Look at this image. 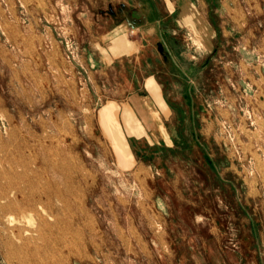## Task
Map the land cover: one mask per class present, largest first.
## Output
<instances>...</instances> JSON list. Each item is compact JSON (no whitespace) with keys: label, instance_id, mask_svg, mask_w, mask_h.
I'll list each match as a JSON object with an SVG mask.
<instances>
[{"label":"rangeland","instance_id":"374dc122","mask_svg":"<svg viewBox=\"0 0 264 264\" xmlns=\"http://www.w3.org/2000/svg\"><path fill=\"white\" fill-rule=\"evenodd\" d=\"M73 1L0 0V194L20 205L28 193L18 162L44 157L58 164L69 198L56 223L48 207L27 218L0 212V264H264V0H188L193 11L250 14L252 24L235 33L249 34L248 43L232 39L206 54L202 87L181 80L199 72L189 65L203 54L194 36L163 31L169 50L144 53L146 71L156 67L158 82L175 84L164 98L174 101L181 84L178 94L207 109L218 140L198 134L197 118L160 114L164 127H129L142 135L129 145L111 120L117 100L144 95L142 73L125 58L110 62L112 54L103 62V50L88 45L101 32L89 33L91 16L81 13L141 11L140 3L181 11L184 0H77L79 11ZM149 147L159 168H149Z\"/></svg>","mask_w":264,"mask_h":264},{"label":"crops","instance_id":"0c3cea01","mask_svg":"<svg viewBox=\"0 0 264 264\" xmlns=\"http://www.w3.org/2000/svg\"><path fill=\"white\" fill-rule=\"evenodd\" d=\"M74 1L72 6L75 5V8H77L75 11H79L78 1ZM178 3L180 6L183 5V7H180L181 11H154L153 9L155 8L153 6L149 7L151 9L149 10L143 3H140L138 6L141 11H98L99 15H102V17L93 16L92 11H84L81 13L82 15L87 13V15L91 16V18L89 17L84 22L88 27L89 33L91 31L94 33L96 31L101 32L99 36H93L92 40L94 43L91 45L89 43L88 45L92 48L100 47L103 50V62H109L107 57H110V54H112L110 62H114L115 60L119 61L120 59L125 58L129 64L132 63L134 65L133 68L136 67V63L138 70L142 73L141 79L143 82L141 87L142 89L144 88V95L138 99L134 98L133 100L132 98L134 95L130 92L128 98L125 100H117V102H119L117 103L119 118L114 120L109 118L111 122H119V127L122 128L126 134L127 138L125 139V143L127 145H129V141L130 143L135 142V140L142 137V135L127 132L129 127H164V124L160 119V114L166 115L164 116L165 120L170 116L175 123L185 121L187 118H189V120H192V118L196 120L197 118L198 123L201 125H198V134L205 137L213 136L212 131L214 121L208 120L205 116V112L207 111L205 107L193 104L192 93L190 95L191 97H188V99L185 97V93L184 97H182V95L177 92L182 86L179 84L175 90H171V95L175 98L174 101L168 98L169 93L166 94V92V97L164 98V88L168 86L172 88L175 84L169 81L167 83L165 81L158 82L157 79L159 76L155 75L157 72L156 67L151 71H146V66H149L144 54L146 51L156 48L157 55L160 56L161 52L159 49L162 48L169 50L171 47L161 41L163 40V37L159 38L161 32L165 31L170 39H175L176 31L183 30L189 35V38H193L192 36H194V40H198L199 42L200 47H198V50L203 53L200 55V61H195L196 58H194L193 55L189 57L190 67L193 65V67L199 69V72L194 77L187 72L183 73L181 80L182 84L186 87H195V84L202 87L205 84L206 75L208 73V56H206L208 52L215 51L216 49V51L222 53L225 44L230 43L231 48L232 39L239 41L242 40L243 43H248L250 39L249 34L245 38L243 37L244 34H238L235 36V33L250 32L252 25H250V14L245 13L243 19L239 20V14H241L239 11H207L206 9L204 11L203 8V11H193L194 5L190 1L188 2V0H184L183 3H180L179 1ZM221 5L224 6V2H222ZM120 9L122 10L123 7L121 6ZM144 9H146V11ZM72 11H74V7ZM166 21L168 23L171 21L172 24L169 25V27H174H166ZM93 28H95V30ZM95 39H101L102 42L96 44ZM221 47H223L222 51ZM93 54H95V52H93ZM92 56L91 53V60L94 57ZM228 59L229 58H227L226 62L232 63V61ZM238 63H246L247 65L251 64L249 61L245 60H239ZM247 74L249 79H255V75L250 73L249 70L247 71ZM153 95L157 97L159 101L158 103L156 100L152 99ZM148 99H151V102H148ZM112 102L114 101L112 100ZM167 103H169L170 106ZM111 104L113 108L109 106L108 111L115 110L114 104ZM145 113L148 114V117L145 116ZM144 118L149 119L146 120ZM175 125L176 124H173V126ZM216 138L217 137L213 136L214 140H218ZM162 141H165L164 143H166L165 139ZM149 142L150 144L159 143L154 140ZM167 142H170L169 138ZM149 148H151L150 150L153 155L152 147ZM152 158L153 164L150 165L149 168H159L160 165L157 162L158 156L157 158H154L153 155ZM136 166V169H139L143 166V163L138 162L136 163ZM131 167H133V165Z\"/></svg>","mask_w":264,"mask_h":264},{"label":"bare ground","instance_id":"6f19581e","mask_svg":"<svg viewBox=\"0 0 264 264\" xmlns=\"http://www.w3.org/2000/svg\"><path fill=\"white\" fill-rule=\"evenodd\" d=\"M32 164L34 166H32ZM18 165L21 167L22 172L18 174L17 178L19 181L24 182L25 186L23 187L28 194L27 196H22L24 201L19 205L18 203L22 200L21 198L19 200L16 195L1 193L0 212L15 213L18 217L27 218L36 215L37 208L48 207L49 211L54 213V223H56L60 206L64 204L63 198L69 199L68 196H66L67 194H65V196L63 195L64 193L60 188L59 179H61V174L58 172V164L56 162L49 163L48 159L42 157L39 160L33 158L28 164L25 161H20ZM46 167H50L52 171L50 177L46 176ZM13 219L11 217V220ZM38 219L44 220L43 217H38Z\"/></svg>","mask_w":264,"mask_h":264}]
</instances>
